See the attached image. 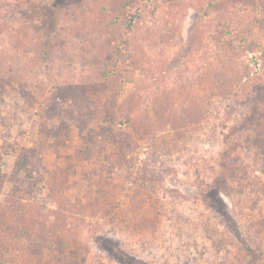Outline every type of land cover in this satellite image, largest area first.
Segmentation results:
<instances>
[{
    "label": "rangeland",
    "instance_id": "374dc122",
    "mask_svg": "<svg viewBox=\"0 0 264 264\" xmlns=\"http://www.w3.org/2000/svg\"><path fill=\"white\" fill-rule=\"evenodd\" d=\"M120 257L264 264V0H0V264Z\"/></svg>",
    "mask_w": 264,
    "mask_h": 264
},
{
    "label": "trees",
    "instance_id": "16d2710c",
    "mask_svg": "<svg viewBox=\"0 0 264 264\" xmlns=\"http://www.w3.org/2000/svg\"><path fill=\"white\" fill-rule=\"evenodd\" d=\"M22 162H23V161H22ZM209 201H211L212 204H213L216 208L220 209V212H221L222 214L225 213V212H224V209H225V208H224V205H222L223 203H222L221 198H220V196L218 195L217 191H215V192H211V193L209 194ZM220 201H221V202H220ZM226 215H227V214H226ZM120 254H121V256H122L123 258H125L124 253L120 252ZM120 258H121V257H120ZM123 258H121V260L127 264V261H125ZM128 259L131 260V258H128Z\"/></svg>",
    "mask_w": 264,
    "mask_h": 264
}]
</instances>
